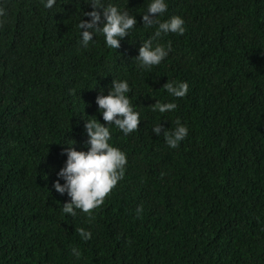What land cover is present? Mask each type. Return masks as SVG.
<instances>
[{
    "label": "trees",
    "instance_id": "1",
    "mask_svg": "<svg viewBox=\"0 0 264 264\" xmlns=\"http://www.w3.org/2000/svg\"><path fill=\"white\" fill-rule=\"evenodd\" d=\"M88 2L0 0V264H264V0H165L158 19L179 16L185 32L152 39L168 55L148 69L134 58L156 30L143 26L151 0H103L137 20L117 50L99 33L82 45ZM113 80L139 113L128 135L96 104ZM89 119L127 163L103 205L73 217L53 185L65 149L88 150ZM177 119L188 135L173 149L152 129Z\"/></svg>",
    "mask_w": 264,
    "mask_h": 264
},
{
    "label": "clouds",
    "instance_id": "2",
    "mask_svg": "<svg viewBox=\"0 0 264 264\" xmlns=\"http://www.w3.org/2000/svg\"><path fill=\"white\" fill-rule=\"evenodd\" d=\"M45 8L51 9L56 4V0H41ZM92 11L85 12L84 15L91 19L81 20L78 24L81 32L83 46H87L93 40L94 33L102 34L106 46L111 49H119L120 41L129 36L130 31L136 26L137 20L127 11H120L116 6L109 3L107 6L103 0H89ZM168 5L165 0H151L147 13L142 15L143 26L156 30L151 39L145 40L139 48V55L134 59L138 61L139 67L151 68L159 65L168 55L165 47L157 45L153 48L152 39L160 37L162 34L177 33L183 35L185 32L184 20L179 16H173L169 20L158 19L167 12ZM6 12L0 8V17H4ZM103 17V19H102ZM4 20L0 19V27ZM102 25V26H101ZM171 44L168 45V50ZM171 96L183 98L188 91L186 82H167L163 85ZM131 91L128 82L113 80L112 87L108 95H98L96 104L102 113L103 120L107 125H114L125 135L139 129V113L134 111L132 103L127 93ZM152 106V111L165 113L176 109L175 103H161L157 101ZM88 136L87 151H77L74 145L65 149L67 160L65 166L59 171L58 177L65 183L61 185L59 179L54 183L57 192L71 198L70 203H65L62 207L64 213L76 216L75 210L92 216L95 209L101 207L104 200L116 187L118 181L123 178L124 168L127 163L126 155L117 147H113L109 141L111 132L108 126L100 123L97 119H89L85 123ZM152 131L157 135L163 134L166 143L173 149L177 148L181 141L188 135V128L176 120V127L172 130L163 129L162 124L153 127ZM138 208L137 212H141ZM81 238L85 241L91 239V232L83 228H77ZM73 254L79 258L78 249H72Z\"/></svg>",
    "mask_w": 264,
    "mask_h": 264
}]
</instances>
